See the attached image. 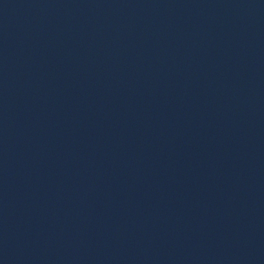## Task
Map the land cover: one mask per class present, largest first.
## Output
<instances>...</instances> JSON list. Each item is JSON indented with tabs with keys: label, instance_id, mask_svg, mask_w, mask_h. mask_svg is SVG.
<instances>
[{
	"label": "water",
	"instance_id": "1",
	"mask_svg": "<svg viewBox=\"0 0 264 264\" xmlns=\"http://www.w3.org/2000/svg\"><path fill=\"white\" fill-rule=\"evenodd\" d=\"M0 264H264V0H0Z\"/></svg>",
	"mask_w": 264,
	"mask_h": 264
}]
</instances>
